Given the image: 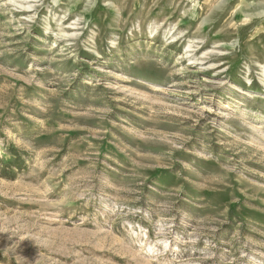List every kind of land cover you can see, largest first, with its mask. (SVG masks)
Masks as SVG:
<instances>
[{"label": "rangeland", "instance_id": "374dc122", "mask_svg": "<svg viewBox=\"0 0 264 264\" xmlns=\"http://www.w3.org/2000/svg\"><path fill=\"white\" fill-rule=\"evenodd\" d=\"M0 264H264V0H0Z\"/></svg>", "mask_w": 264, "mask_h": 264}]
</instances>
